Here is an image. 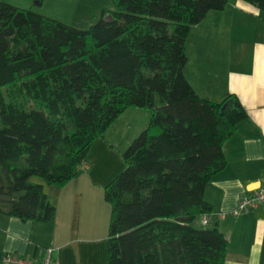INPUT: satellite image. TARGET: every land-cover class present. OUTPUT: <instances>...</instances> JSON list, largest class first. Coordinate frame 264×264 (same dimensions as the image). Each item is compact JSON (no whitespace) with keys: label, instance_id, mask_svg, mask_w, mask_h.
I'll return each mask as SVG.
<instances>
[{"label":"trees","instance_id":"16d2710c","mask_svg":"<svg viewBox=\"0 0 264 264\" xmlns=\"http://www.w3.org/2000/svg\"><path fill=\"white\" fill-rule=\"evenodd\" d=\"M112 1L78 28L0 0V214L51 222L45 186L67 185L126 110L146 109L104 187L107 264H225L226 234L194 222L214 213L206 187L248 114L234 93L199 94L185 68L192 28L230 0ZM243 1L264 12V0Z\"/></svg>","mask_w":264,"mask_h":264},{"label":"crops","instance_id":"0c3cea01","mask_svg":"<svg viewBox=\"0 0 264 264\" xmlns=\"http://www.w3.org/2000/svg\"><path fill=\"white\" fill-rule=\"evenodd\" d=\"M207 24L211 30H200L198 40L191 30L187 50L192 41L194 61L189 57L185 73L206 98L222 100L236 94L248 117L224 145L227 167L206 187L205 197L214 207V213L205 216L206 224L228 237L225 264H264V207L232 212L244 194L264 189V12L243 0L233 1L222 11H211L196 26ZM128 110L96 139L79 175L63 187L45 186L57 206L51 222L0 214V264H16L2 261L5 255L42 264L48 247L54 249L57 264H107L108 234L98 216H111L104 187L113 176L107 171L113 156L134 140L123 142L130 125L122 131L116 127L122 117L132 124ZM97 207L103 212L97 213Z\"/></svg>","mask_w":264,"mask_h":264},{"label":"rangeland","instance_id":"374dc122","mask_svg":"<svg viewBox=\"0 0 264 264\" xmlns=\"http://www.w3.org/2000/svg\"><path fill=\"white\" fill-rule=\"evenodd\" d=\"M4 2H9L11 4H15L19 7L31 9L37 13L49 16L51 18L57 19L59 21L65 22L67 24H70L72 26L78 27V28H89L96 22H98L102 16L103 9L104 10H115V6L112 0H1ZM233 1H240V0H230V4L233 3ZM245 2V1H243ZM247 3V2H246ZM261 11V10H260ZM263 12V11H262ZM204 26V25H203ZM205 28H208L211 30V27L209 24H207L204 27L194 26L192 36L194 35L195 40H198L199 32L200 30H203ZM192 41L190 43V47L187 50L189 52L188 56L190 57L191 62L194 61L192 51L194 48V45L192 47ZM198 49V45H197ZM200 56L196 55V62L200 61ZM191 64H189L190 66ZM130 110V111H129ZM128 110V117L130 119V122L132 124L125 123L127 117L121 118L118 120V124L116 127L118 129H127L130 125L129 131L126 132V136H124L123 142H130L134 138L138 136V134L141 132V129L144 130L148 127L150 122V115L148 110L141 109V108H129ZM136 111V112H135ZM133 114V115H132ZM132 115V116H130ZM116 134V133H115ZM127 148V147H123ZM126 149H123L119 152L117 149V153L119 154L118 157L113 156V166H111L110 169H108V172H113L112 179L121 172V170L126 166L125 159L123 157V152ZM117 162V163H116ZM111 179V180H112ZM32 182H43V179L39 177H33L31 179ZM106 207L108 211V214L110 216L111 214V207L108 202H106ZM97 213L103 212L102 209L96 208ZM204 216H199L197 220L194 222L196 226H204L209 228L212 226L211 224H203L202 219ZM100 218V222H102V225H104L106 234L109 232V224H110V217L104 218V216H98ZM108 248V243H107ZM107 260H108V251H107Z\"/></svg>","mask_w":264,"mask_h":264},{"label":"built area","instance_id":"2783aa9c","mask_svg":"<svg viewBox=\"0 0 264 264\" xmlns=\"http://www.w3.org/2000/svg\"><path fill=\"white\" fill-rule=\"evenodd\" d=\"M259 206L264 207V189H261V188L244 194L240 198L237 206L233 209L232 212L235 215H238L242 212L248 211L251 208L259 207ZM202 223L203 224L207 223L205 216H204ZM53 254H54V249L52 247L46 248V258L42 264H57L55 259H54ZM1 260L4 262L16 263V264L17 263L18 264H34L30 260H26L25 258L16 257L13 255H5V256L1 257Z\"/></svg>","mask_w":264,"mask_h":264},{"label":"water","instance_id":"95a60500","mask_svg":"<svg viewBox=\"0 0 264 264\" xmlns=\"http://www.w3.org/2000/svg\"><path fill=\"white\" fill-rule=\"evenodd\" d=\"M112 19V16L110 14H108L106 17H105V20H111Z\"/></svg>","mask_w":264,"mask_h":264}]
</instances>
